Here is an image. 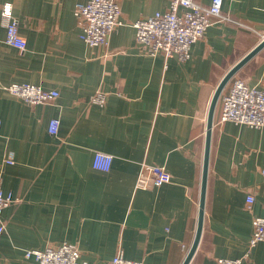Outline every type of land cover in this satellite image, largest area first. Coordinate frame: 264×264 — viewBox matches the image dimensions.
I'll return each instance as SVG.
<instances>
[{
  "label": "crops",
  "instance_id": "crops-1",
  "mask_svg": "<svg viewBox=\"0 0 264 264\" xmlns=\"http://www.w3.org/2000/svg\"><path fill=\"white\" fill-rule=\"evenodd\" d=\"M5 1L25 49L6 43ZM86 1L0 0V178L16 198L1 216L0 264H36L27 250L65 241L88 264H107L118 252L144 264H184L199 223L211 100L264 39V0H224L234 21L211 25L186 61L152 56L137 41L134 22L170 0H120L122 24L99 46L80 38L75 6ZM235 78L264 88V47L224 90ZM14 83L59 95L30 104L8 90ZM98 89L108 93L103 106L91 100ZM221 111L219 100L203 229L188 264H264V240L249 246L253 218L264 216V127L221 122ZM53 118L60 120L56 135L48 129ZM97 151L113 155L109 170L93 166ZM9 152L14 163L6 162ZM146 164L165 167L171 182L138 188Z\"/></svg>",
  "mask_w": 264,
  "mask_h": 264
},
{
  "label": "built area",
  "instance_id": "built-area-1",
  "mask_svg": "<svg viewBox=\"0 0 264 264\" xmlns=\"http://www.w3.org/2000/svg\"><path fill=\"white\" fill-rule=\"evenodd\" d=\"M224 0H211L206 5L197 0H170L169 7L157 11L153 15L134 22L137 41L147 52L155 56H176L181 61L191 58L192 46L201 39L207 29L219 22L234 21L223 12ZM75 15L81 28L80 38L90 46L106 45L112 32L122 24L120 0H88L78 2ZM1 21L5 26L6 43L20 49L27 47L26 39L20 34L19 21L14 14L12 2L1 4ZM8 90L23 101L30 104L47 102L58 97L57 90L44 89L30 83H14ZM108 93L98 89L92 96L93 103L103 106ZM222 111L220 121H232L246 124L253 128L264 127V88L250 86L242 78H235L220 96ZM60 120L53 118L49 122V132L58 134ZM6 162L14 163V156L9 152ZM113 155L101 151L95 152L93 166L101 170H109ZM171 173L163 166L146 164L142 167L137 180L138 188L160 187L171 182ZM254 196H247V205L251 209ZM16 201L11 193H5L0 178V231L4 230L1 220L4 209ZM264 240V216L253 218V233L249 241L250 248ZM248 255V254H247ZM27 258H33L36 264H88L81 261L82 253L77 244L62 242L52 244L43 249H31L25 252ZM243 258H220L218 264H242ZM107 264H144L143 261L126 258L118 252Z\"/></svg>",
  "mask_w": 264,
  "mask_h": 264
},
{
  "label": "water",
  "instance_id": "water-1",
  "mask_svg": "<svg viewBox=\"0 0 264 264\" xmlns=\"http://www.w3.org/2000/svg\"><path fill=\"white\" fill-rule=\"evenodd\" d=\"M264 47V39L257 44L250 52H248L241 60H239L222 78L220 83L218 84L213 98L211 100L209 112H208V120H207V138H206V151H205V158H204V170H203V179H202V193H201V200H200V214H199V223L198 229L196 233L195 240L193 245L184 261V264H188L192 256L194 255L198 243L200 241V237L202 234L203 229V222H204V205H205V196H206V185H207V177H208V165H209V154H210V143H211V134H212V127L214 124V115L215 110L219 101V98L233 76L253 57L255 56L262 48Z\"/></svg>",
  "mask_w": 264,
  "mask_h": 264
}]
</instances>
